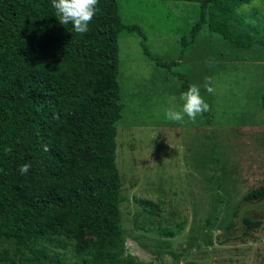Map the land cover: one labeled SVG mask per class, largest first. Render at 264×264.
Listing matches in <instances>:
<instances>
[{
  "label": "rangeland",
  "instance_id": "obj_1",
  "mask_svg": "<svg viewBox=\"0 0 264 264\" xmlns=\"http://www.w3.org/2000/svg\"><path fill=\"white\" fill-rule=\"evenodd\" d=\"M124 23L138 25L144 39L121 33L117 38V80L121 117L116 123V167L123 248L141 264H264V199L241 197L264 182V124L258 95L264 89V45L236 47L201 29L181 53L197 3L186 0H118ZM246 24L264 30V0L234 8ZM174 62L188 87L200 86L210 110L193 123L166 119L171 97L180 100L179 80L144 55ZM211 77L214 93L205 88ZM261 221L242 234L240 218ZM232 219L223 243L216 236ZM173 236L162 231L175 229ZM207 239L211 243L207 244ZM52 248L42 263L19 259L11 240L0 238V254L13 264H76L81 248ZM25 255H29L25 253ZM23 256V255H22ZM21 256V257H22ZM1 261V260H0Z\"/></svg>",
  "mask_w": 264,
  "mask_h": 264
},
{
  "label": "trees",
  "instance_id": "obj_2",
  "mask_svg": "<svg viewBox=\"0 0 264 264\" xmlns=\"http://www.w3.org/2000/svg\"><path fill=\"white\" fill-rule=\"evenodd\" d=\"M186 1L198 9L188 36L180 37L181 53L201 29L236 47L264 45L262 28L235 26L241 20L234 8L250 0ZM97 9L89 31L79 34L59 23L51 0H0V238L11 240L26 262L42 263L52 248L74 245L83 249L76 264H141L118 254L124 240L115 150L122 106L117 38L143 40L144 33L123 22L118 0H98ZM142 51L179 80L180 92L188 89L183 74L170 71L174 62ZM258 104L264 124V89ZM25 163L31 167L21 174ZM260 199L264 182L241 197ZM240 223L246 235L261 221L243 215ZM233 227L230 219L217 241ZM179 228L162 232L173 236ZM0 260L14 263L6 249Z\"/></svg>",
  "mask_w": 264,
  "mask_h": 264
},
{
  "label": "clouds",
  "instance_id": "obj_3",
  "mask_svg": "<svg viewBox=\"0 0 264 264\" xmlns=\"http://www.w3.org/2000/svg\"><path fill=\"white\" fill-rule=\"evenodd\" d=\"M52 7L56 10V17L62 25L71 24L74 31L79 34H84L89 31V24L97 12L98 0H51ZM211 77L205 78L204 88L208 93H214L215 89L211 86ZM176 97H171L169 100L170 106L165 111V116L171 122H183L186 115L193 123L197 117L204 112L210 110V105L201 95L200 86L192 84L188 89L181 93L180 100L183 101L182 106L177 108L174 103ZM48 151V147H44ZM5 151H11L10 148ZM31 165L23 164L19 168L21 174H27Z\"/></svg>",
  "mask_w": 264,
  "mask_h": 264
}]
</instances>
